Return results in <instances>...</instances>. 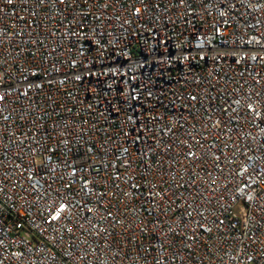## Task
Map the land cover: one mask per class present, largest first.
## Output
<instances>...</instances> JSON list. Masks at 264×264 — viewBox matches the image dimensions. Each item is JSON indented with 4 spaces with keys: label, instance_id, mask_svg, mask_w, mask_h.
Here are the masks:
<instances>
[{
    "label": "built area",
    "instance_id": "2783aa9c",
    "mask_svg": "<svg viewBox=\"0 0 264 264\" xmlns=\"http://www.w3.org/2000/svg\"><path fill=\"white\" fill-rule=\"evenodd\" d=\"M0 264H264V0H0Z\"/></svg>",
    "mask_w": 264,
    "mask_h": 264
}]
</instances>
